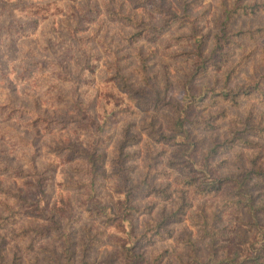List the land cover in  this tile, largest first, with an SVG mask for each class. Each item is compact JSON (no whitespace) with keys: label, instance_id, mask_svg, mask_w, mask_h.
I'll use <instances>...</instances> for the list:
<instances>
[{"label":"rangeland","instance_id":"374dc122","mask_svg":"<svg viewBox=\"0 0 264 264\" xmlns=\"http://www.w3.org/2000/svg\"><path fill=\"white\" fill-rule=\"evenodd\" d=\"M187 1L190 10L186 14L197 19L198 33L207 36L205 50L209 51L217 20L222 17V2L230 4L232 0ZM168 12L176 17L170 18L161 34L148 31L147 25H162ZM118 14L145 24L144 29L139 28L144 31L141 39L129 41L137 29L122 22ZM183 16L181 0H0V198L21 193V189V194L36 199L44 210L42 219L0 223V264H128L121 248L132 245L147 264H188L193 254L188 250L189 238L198 242L197 257H210L209 240L202 237L204 220L210 227H228V233L233 232L227 242L222 241L221 253L238 247L250 252L259 249L262 236L253 230L254 213L243 212L239 221L235 206L229 204L236 199L235 188L228 184L221 193L202 195L185 187L173 160L177 145L152 136L148 124L152 122L165 136L175 139L169 130L174 111L171 104L188 103L195 91L199 112L219 115L214 121L217 129L198 132L197 140L202 142L195 160L201 182H214L202 166L213 147L212 138L218 143L229 138L230 130L237 127L233 120H241L243 130L249 114L248 126L264 127V105L251 98L242 99L239 107L223 101L213 107L204 86L215 85L220 93L259 81L264 91V38L243 40L229 50L231 67L246 58L243 68L228 81V88L224 89L225 71H209L196 79L188 95L179 80L186 81L193 70L190 55L195 45L191 24ZM263 23L264 15L245 18L233 29ZM150 51L153 55L146 73L138 54L146 57ZM57 67L68 75L59 76ZM121 75L140 92L138 98L158 95L163 100L158 109L136 106L139 100L121 91ZM250 140L254 145L235 146L228 153L219 150L213 162L222 163L221 177L248 178L259 207L264 204V181L251 175V168L254 160L264 166V138L251 136ZM71 143L89 153L98 149L95 153L103 155L94 174L89 155L71 156L67 150ZM150 161L154 167L147 169ZM125 183L128 188L151 184L164 194L136 190L131 204L143 212L127 216L124 210L130 208L122 205L127 198ZM92 194L107 216H89L95 206L88 200ZM182 196L187 198L183 215L165 224V230H159L161 236L154 235L144 243V233L160 222L162 209L176 210ZM4 209L0 206V213ZM122 215L132 222L119 224ZM257 217L264 224L263 215ZM53 220L59 229L53 228L51 235L29 249L33 233L42 225L54 226ZM242 230L249 239L246 247L235 238ZM86 244L90 247L84 251Z\"/></svg>","mask_w":264,"mask_h":264},{"label":"trees","instance_id":"16d2710c","mask_svg":"<svg viewBox=\"0 0 264 264\" xmlns=\"http://www.w3.org/2000/svg\"><path fill=\"white\" fill-rule=\"evenodd\" d=\"M182 6L184 10V18L188 20L191 24L192 28V35L191 38L193 39V43L195 45V51L191 57L194 58L193 60V70H189L188 75H186V81L179 80L181 84H184V89H186V94L191 93V89L193 90L192 86H194L196 79L200 76L202 77L209 71H216V72H226V78L224 82V89L228 88V81L232 79L238 70L243 68L245 58H242L238 61L236 65L233 67L230 66V53L234 46L240 44L243 40H250L254 41L255 39H263L264 38V23L263 24H256L251 27L247 28H240L237 30L233 29V26L241 20L245 18H255L260 15H264V0H232L230 4H227L226 1L222 2V17L220 20H217V33L214 35L213 38V46L212 49L209 51L205 50L207 39L206 35H199V27L196 25V18L186 14L189 12V2L187 0H181ZM116 13H113V15ZM122 22L127 24H133L134 27L140 31L135 34H132L129 41H134L136 38L141 39L142 33L144 32L143 29L145 26L144 23H139L128 19L127 17H123L122 15H117ZM176 17L171 13H167L165 19L160 26H150L147 25L148 31L150 32H157V34H161V32L169 26L170 18ZM88 18V17H87ZM90 22H94L95 19ZM88 20V21H89ZM144 26V27H142ZM142 27L143 29H139ZM138 34V35H137ZM143 39V37H142ZM128 40V39H127ZM152 40V39H151ZM150 54V55H149ZM153 52H149L146 57H143L141 54H138V59L140 64L143 65V71H146L148 68V60L152 57ZM230 66V70L228 71V67ZM59 69L58 74L61 77H66L68 74L63 71V69L57 67ZM120 75V74H119ZM129 78L126 75H121L119 80V86L121 87V91L126 94L127 96L133 97L137 101L135 103L136 106L141 107V109H147V106L151 107L152 110H156L159 107V102L163 101L159 98L158 95L146 94L145 91H141V95L146 94V99L138 98L139 91L134 90L130 85H128ZM185 83H188L187 87H185ZM207 88L208 92L210 93V98L212 100V106H217L221 101L230 104L232 107H239L242 99H251L254 98L257 102L264 105V91L262 85L259 81L254 82L252 85H240L235 87V89H227L226 91H219L216 89L215 85L206 84L204 86ZM195 92V91H194ZM193 94L189 95L188 103L181 105L179 103H172L171 107L173 111V117L170 119L169 130L172 137L175 139H180V141H175V139L171 140L169 136H165L163 134L162 129L156 127L155 124L149 122V129L151 130L150 133L152 136H158L159 139L164 140V143L170 145V141L172 144L177 145L175 149L173 160L174 164L178 166V168L182 172V178L179 180L180 183H183L187 188H194L195 192H199L202 195H209L211 193H221L224 191V187L230 184L233 188H235V197L236 199H231V205L235 206L234 214L240 221L243 220V212L251 211L254 213L253 215V223L254 226L253 230L259 233L262 236V243L257 251L250 252L248 249L246 251L241 247L237 249H230L228 252L221 253V249L224 248L223 242H227V240L232 237V233H228V227H223L221 229H217L215 227L208 226V223L204 220L202 221L204 235L203 238L209 240L207 243L208 248L211 249L210 257L206 260H202L201 258L197 257L198 242H194L192 238H189V249L193 250L192 258L190 259L188 264H264V224L257 214H262L264 217V204L256 207L255 206V197L253 196L252 189L248 187V178H244L242 180L239 177H221L219 176V166L222 163L214 164L213 160L215 156H218L220 153L219 150H223V153H228L232 148L235 146H242V147H249L254 145V143L250 140L251 136L255 137H263L264 138V127L260 125L256 126H248V119L250 118V114L247 115L244 120L245 127L241 130V120L232 121L236 123V128L234 130H230V137L223 140L221 143H218L214 139L211 143H213V147L210 149L206 156L202 161V166L210 175L215 178V181L211 184H205L201 182V176H198L199 171H197L196 165V156L199 150V146L201 144V140H197V135L199 131H209L211 133L213 130L217 129V124L214 123L219 117V115H204L203 113L199 112L200 107L198 106V95ZM65 98V97H64ZM62 98V101H64ZM69 98V97H67ZM70 99V98H69ZM69 99H66L69 100ZM71 100V99H70ZM72 101V100H71ZM142 103V104H141ZM170 105V104H169ZM11 106H14L12 103ZM145 106V107H144ZM130 110V109H128ZM133 115V114H132ZM39 119L34 121V124L37 125ZM107 123H110L108 120ZM71 156L74 157H87L89 155V163L93 168L94 172L100 167L103 163V155H97L95 152L98 153V149L95 152H88V150L84 149L81 146L75 145V143H71V146L67 147ZM149 157V156H148ZM123 160V159H122ZM80 161V159H79ZM257 161L254 160L253 167L251 168V175H254L258 181H264V166L258 165ZM172 164V163H171ZM36 167V166H35ZM154 167V162L150 161L149 168L152 169ZM37 168V167H36ZM7 170V168H4ZM8 171V170H7ZM126 185V183H125ZM143 185L147 187L145 190ZM39 189L42 190V185L39 183ZM127 198L126 202L122 205H128L130 210H124L127 216H131L133 214H140L143 211L138 209V207L131 204V197L134 196V192L136 190L142 189L147 194L152 193H159L164 194L163 190H159L155 187L147 184H141L140 186L134 187H127ZM19 192L23 193L24 190L18 189ZM6 193V192H4ZM21 193H14V195H10L9 193L3 194L0 198V206H3L5 209L3 213H0V223L2 225L10 223H15L19 220L24 218H41V215L44 210H41L40 204L35 201L29 199L28 196L21 194ZM26 196V197H24ZM183 197V196H182ZM187 198L183 197L182 202L180 203L179 207L176 210H171L167 212L165 207L162 209V219L156 225H153L152 230L145 232L144 240L148 242L149 238L152 236H161L160 231L164 229V225L167 224L171 220L179 219L183 215V210L187 207V203H184ZM89 203L95 205L92 207V210L89 213V216L92 219H97L100 217L107 216V212L103 204L98 200H94L93 194L88 199ZM130 200V201H129ZM63 210V209H62ZM3 214L4 216H2ZM109 222L113 223L114 221L108 219ZM119 224L122 225L124 222H132V219H127L124 215L120 216ZM53 225H42L39 227L37 232L33 233V239H31L29 244V249H32L35 242L38 240H42L47 238L49 235L52 234L54 231L53 228L59 229V223H55L53 220ZM165 230V229H164ZM88 238L90 239L91 245V235H89V231L87 230ZM142 234V235H144ZM152 234V235H151ZM230 234V235H229ZM140 235V236H142ZM151 235V236H150ZM229 236V237H228ZM236 240L238 243H241L247 246L249 239L248 236L243 232V230L235 235ZM143 240V241H144ZM225 240V241H224ZM142 241V242H143ZM223 241V242H222ZM66 247L67 250L69 248L68 239H66ZM90 246L88 244L85 245L84 251L88 250ZM123 254L125 256V260L128 261V264H147V260L145 257L137 251V246H130V247H122ZM196 253V254H195ZM121 254V252H120Z\"/></svg>","mask_w":264,"mask_h":264}]
</instances>
